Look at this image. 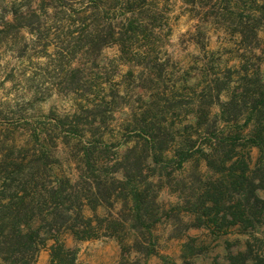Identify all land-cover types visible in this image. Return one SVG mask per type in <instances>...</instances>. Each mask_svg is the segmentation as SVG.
<instances>
[{
  "label": "rangeland",
  "instance_id": "374dc122",
  "mask_svg": "<svg viewBox=\"0 0 264 264\" xmlns=\"http://www.w3.org/2000/svg\"><path fill=\"white\" fill-rule=\"evenodd\" d=\"M117 1L0 0V186L17 165L28 166L43 152L51 157H42L41 164L81 180L79 160L93 137L102 158L125 155L145 163L157 191L151 205L158 221L148 256L133 239L123 251L115 239L76 241L66 235L80 264H231L248 244L264 255V218L254 237L241 234L240 226L226 232L204 226L196 205L207 184L205 163L194 159L166 170L164 162L151 160L154 152L139 134L142 117L156 115L163 147L179 150V135L190 134L199 122L221 119L220 101L228 97L238 99L234 112L250 115L264 96V0H131L133 26L123 23L130 15L124 16ZM107 20H113L112 28ZM108 33L131 37L138 50H98L94 40ZM102 100L114 111L95 116L92 107ZM77 119L78 129L94 136L73 140L68 132ZM237 147L250 155L254 169L259 150L245 141ZM258 195L264 198V191ZM49 262L44 249L35 264Z\"/></svg>",
  "mask_w": 264,
  "mask_h": 264
},
{
  "label": "trees",
  "instance_id": "16d2710c",
  "mask_svg": "<svg viewBox=\"0 0 264 264\" xmlns=\"http://www.w3.org/2000/svg\"><path fill=\"white\" fill-rule=\"evenodd\" d=\"M130 2L118 0L116 3L123 9L124 16L131 17L122 19L123 23L129 21L133 26L131 19L137 13ZM96 6L100 8L99 3ZM103 22L108 23L109 28L114 24L113 20ZM115 35L99 36L94 46L101 50L119 45L127 55L136 53L138 49L129 41L131 37L120 34L117 38ZM237 101L236 95L220 101L221 111L216 118L221 119L212 124L199 122L190 134L179 135L182 142L179 150L163 147L159 138L163 136V129L156 126V115L142 117L139 134L154 152L151 160L156 165L164 162L166 170L175 163L182 169L194 159L205 163L207 171L203 175L207 184L200 188L196 205V212L201 211V217L206 220L202 221L204 226L205 222L215 224L220 232L240 226L241 234L254 237L258 229L256 224L264 218V198L258 195L264 191V96L252 107L247 118L241 112H234L239 106ZM107 105L104 100L99 101L93 105L92 112L95 116L107 111L113 113L114 108L111 106V110H107ZM80 110L87 112L82 106ZM242 121H245V128H237ZM73 122L78 124L68 132L73 140L83 141L87 136H94L92 131L78 129V119ZM221 123L225 124L223 128H219ZM250 124L254 125L253 129L245 133ZM92 138L88 139V147L79 160L82 172L79 181L73 182L54 172L52 163L41 164L42 157H51L47 152L41 157L35 155L37 160L28 166L17 165L9 174L11 177L4 178L0 186V264H35L44 249L50 252L49 264H80L78 249L68 248L64 242L66 235L76 241L115 239L123 251L133 239V246L139 252L145 250L147 256L154 253L153 229L158 219L151 204H155L157 191H153L155 184L149 180L151 176L145 174V163L133 162L125 155L115 161L102 158ZM239 141L248 142L259 150L254 169L250 155L247 157L238 151ZM153 192L155 196H151ZM120 204V209L114 212ZM252 262L264 264V255L248 244L231 264Z\"/></svg>",
  "mask_w": 264,
  "mask_h": 264
}]
</instances>
